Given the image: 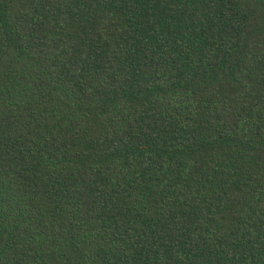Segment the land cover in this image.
<instances>
[{
    "label": "trees",
    "instance_id": "trees-1",
    "mask_svg": "<svg viewBox=\"0 0 264 264\" xmlns=\"http://www.w3.org/2000/svg\"><path fill=\"white\" fill-rule=\"evenodd\" d=\"M0 264H264V0H0Z\"/></svg>",
    "mask_w": 264,
    "mask_h": 264
}]
</instances>
